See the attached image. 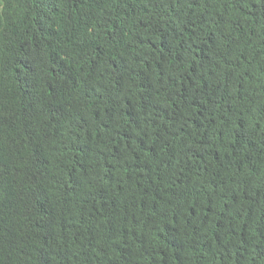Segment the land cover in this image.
Returning a JSON list of instances; mask_svg holds the SVG:
<instances>
[{
  "label": "trees",
  "instance_id": "obj_1",
  "mask_svg": "<svg viewBox=\"0 0 264 264\" xmlns=\"http://www.w3.org/2000/svg\"><path fill=\"white\" fill-rule=\"evenodd\" d=\"M0 264H264V0H0Z\"/></svg>",
  "mask_w": 264,
  "mask_h": 264
}]
</instances>
